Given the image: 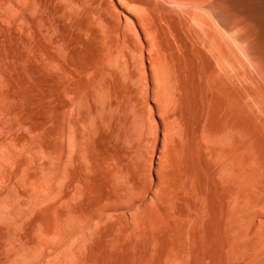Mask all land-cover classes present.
Masks as SVG:
<instances>
[{
  "label": "bare ground",
  "instance_id": "obj_1",
  "mask_svg": "<svg viewBox=\"0 0 264 264\" xmlns=\"http://www.w3.org/2000/svg\"><path fill=\"white\" fill-rule=\"evenodd\" d=\"M0 264H264V0H0Z\"/></svg>",
  "mask_w": 264,
  "mask_h": 264
}]
</instances>
